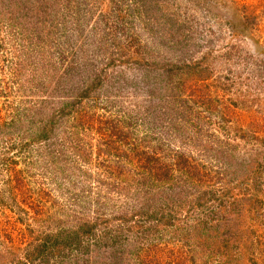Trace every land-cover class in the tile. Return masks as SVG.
<instances>
[{"label":"rangeland","instance_id":"1","mask_svg":"<svg viewBox=\"0 0 264 264\" xmlns=\"http://www.w3.org/2000/svg\"><path fill=\"white\" fill-rule=\"evenodd\" d=\"M0 264H264V0H0Z\"/></svg>","mask_w":264,"mask_h":264},{"label":"trees","instance_id":"2","mask_svg":"<svg viewBox=\"0 0 264 264\" xmlns=\"http://www.w3.org/2000/svg\"><path fill=\"white\" fill-rule=\"evenodd\" d=\"M67 233H68L67 237L69 239H72V241H78L79 242V240L81 239V235H80L81 233L76 232V230L68 231Z\"/></svg>","mask_w":264,"mask_h":264}]
</instances>
